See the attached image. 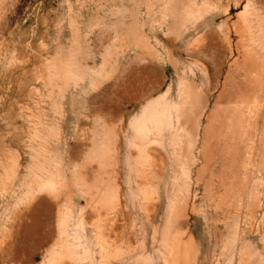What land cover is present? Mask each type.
I'll return each instance as SVG.
<instances>
[{
    "label": "rangeland",
    "instance_id": "1",
    "mask_svg": "<svg viewBox=\"0 0 264 264\" xmlns=\"http://www.w3.org/2000/svg\"><path fill=\"white\" fill-rule=\"evenodd\" d=\"M192 2L194 8L208 6L200 15L190 9ZM205 46L210 51L203 54ZM251 57L263 64L264 72V0H0V264H50L48 252L56 241L67 237L74 243L83 231L76 222L86 199L82 193L73 194V201L62 207L60 228L57 209L49 220L34 215L30 189L40 168L51 174L60 168L62 177L70 179L81 158L115 150L121 164L114 168L127 174L124 157L135 156L134 118L168 90V98L177 100L187 89L202 110L206 87L217 85L208 95L213 106L231 69L229 91L216 107L244 101L245 116L258 107L256 139L263 143L264 91L253 85ZM175 121L174 115L170 131L177 128ZM259 146L257 165L253 162L251 168L264 179ZM164 159L167 172L158 189L166 206L171 177L186 173L189 158ZM200 160L192 169L193 179ZM225 161L212 169L217 177ZM209 177L207 172L205 180ZM204 187V181L193 185L200 204L188 217L168 223L171 236L193 239L202 251L198 264H239L241 252L247 253L250 264H263L264 207L252 210L248 202L238 211L216 210ZM259 194L264 199V180ZM166 210L160 209L155 222L145 225L148 236L136 238L137 251L141 246L146 252L144 264H172L170 239L159 247L166 234Z\"/></svg>",
    "mask_w": 264,
    "mask_h": 264
},
{
    "label": "bare ground",
    "instance_id": "2",
    "mask_svg": "<svg viewBox=\"0 0 264 264\" xmlns=\"http://www.w3.org/2000/svg\"><path fill=\"white\" fill-rule=\"evenodd\" d=\"M193 4L192 2L190 9L200 15L208 6L202 3L200 7L194 8ZM212 42L213 40L211 44ZM209 51L210 46H205L203 54ZM221 66L222 63L217 66L218 70H221ZM250 68L249 74L253 85L259 92L264 91L263 64L251 57ZM230 70L224 77L221 92L216 96L213 106L209 105L208 95L217 85L206 87L204 91L206 99L202 104V110L199 109L198 103L190 98L191 94L187 89L179 92L177 100L173 97L171 100L168 98V90L163 97L149 102L141 109L140 115H136L132 123L136 133L135 156L132 157L129 154L124 157L127 174L114 168L120 163L115 150L103 152V155L101 153L97 155L95 152L96 155L92 158H81L83 163L74 164L70 179L62 177L64 172L61 173L58 166L60 170L54 169L53 174H51L52 170L50 172L44 166L45 171L43 167L40 168L41 175L34 178L36 179L34 186L30 189L34 199V205L31 207L34 215L41 214L49 220L52 210L57 209L58 228H60L64 223L62 207L66 206L67 201H73V194L82 193L86 199L85 207L80 208L76 222L79 227H82V234L77 236L74 243H70L67 237L63 240L57 236L60 239L58 238L59 240L48 252L50 264H144L146 262L143 259V253L146 252L145 249L141 251V246H138L140 249L137 251V247L134 246L136 238L147 235L144 230L145 225L154 223L159 210L164 207L167 209L164 221L166 234L162 233L159 247L163 248L166 239H170L168 242L171 248L172 264H198L202 256L201 249L195 245L191 237L183 239L178 233L171 236L167 225L171 220L176 222L177 218L186 217L188 211L195 212L200 203L197 204L195 201L196 194L192 188L194 184L198 185L203 181L205 182L204 193L209 195L207 197L209 204L215 206L216 210L238 211L237 209L247 206L248 202L252 210L264 207V199L259 194V187L264 179L262 175L260 176L261 173L258 175L254 174L256 172L252 173L254 169L251 168L254 166L253 162L257 165L255 159L259 156L257 151L259 145L264 158V142L259 144L256 139L257 129L260 126L258 107H252L247 116L241 112L244 101H237V104L232 107L227 106L224 109L220 107L221 110L216 107L219 99L227 96L229 91L227 79ZM174 115L177 128L170 131L173 127L170 121ZM190 122L194 124L190 125ZM200 126H202L201 134H199ZM95 147L93 145L90 151H93ZM107 147L109 149L110 146ZM102 150L104 151L103 148ZM149 153L154 156L147 155ZM147 158L159 159L153 160L152 163H145L144 160ZM164 158L180 160L189 158L186 162V173L181 171L177 176L171 177V185L166 191L169 204L166 203V206L158 189L163 184V178L167 172ZM200 158L201 164L197 167L196 179H193L192 169L198 165L197 160L199 161ZM237 158L240 159L239 162ZM219 161L225 162L224 165L222 164L220 176L217 177L214 174L217 171L213 173L212 169ZM180 166L178 163V167ZM234 166L237 168L233 169ZM132 171L135 172L136 180L132 178ZM207 172H210V177L205 180ZM172 178L175 180L172 181ZM214 181L218 182L217 189ZM151 185L155 189L149 192L148 188ZM216 194H218L217 203L214 199ZM248 194L252 195L250 199ZM37 195H40V198H37ZM140 198H142L141 201ZM172 216L176 218L171 219ZM262 221H264V213ZM138 222L142 225L139 232L137 231ZM58 233L61 236L64 234L62 228ZM89 234L93 237L91 238ZM152 235L154 240L158 238L156 231H153ZM240 256L239 264H250L251 259L247 253L241 252Z\"/></svg>",
    "mask_w": 264,
    "mask_h": 264
}]
</instances>
